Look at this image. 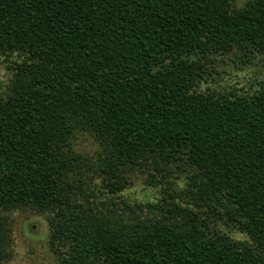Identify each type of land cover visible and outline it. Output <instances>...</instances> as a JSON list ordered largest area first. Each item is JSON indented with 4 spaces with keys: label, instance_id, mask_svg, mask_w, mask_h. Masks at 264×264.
I'll use <instances>...</instances> for the list:
<instances>
[{
    "label": "trees",
    "instance_id": "obj_1",
    "mask_svg": "<svg viewBox=\"0 0 264 264\" xmlns=\"http://www.w3.org/2000/svg\"><path fill=\"white\" fill-rule=\"evenodd\" d=\"M216 56L264 57V0H0V263L30 210L61 264H264V80L201 90ZM136 171L156 202L90 199Z\"/></svg>",
    "mask_w": 264,
    "mask_h": 264
},
{
    "label": "rangeland",
    "instance_id": "obj_2",
    "mask_svg": "<svg viewBox=\"0 0 264 264\" xmlns=\"http://www.w3.org/2000/svg\"><path fill=\"white\" fill-rule=\"evenodd\" d=\"M247 0H230L232 8L241 7ZM211 66L206 80L201 81V90L213 89L219 92L233 91L234 93H251L259 87V82L264 80V57H257L254 63L242 67L234 56H216L210 61ZM5 63L0 58V81H5ZM75 151L95 158L99 149L95 139L85 132H78L72 140ZM175 179L177 191L184 186V177L180 173ZM146 172L136 171L129 176L127 188L118 195L106 193L97 187L93 190L90 199L95 203L105 202L111 207L110 200L117 205L122 202L153 203L160 198L159 188L147 184ZM99 185L100 180L95 179ZM92 184L90 183V186ZM99 188V189H98ZM102 206V205H101ZM99 206V207H101ZM11 226L10 257L0 264H61L59 256L49 245V225L44 214H37L30 210H12L5 212ZM210 226L220 233H225L236 240H248L245 234L236 230L233 224H226L222 220L211 219Z\"/></svg>",
    "mask_w": 264,
    "mask_h": 264
}]
</instances>
